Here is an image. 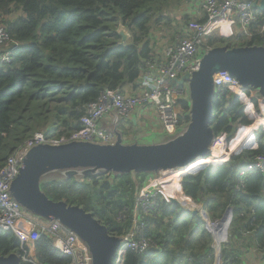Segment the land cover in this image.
<instances>
[{
  "label": "trees",
  "instance_id": "trees-1",
  "mask_svg": "<svg viewBox=\"0 0 264 264\" xmlns=\"http://www.w3.org/2000/svg\"><path fill=\"white\" fill-rule=\"evenodd\" d=\"M187 1L0 0V16H5L4 25L16 44L9 42L8 47H0L3 54L13 46L11 60L0 62V169L36 132L44 131L49 137L70 134L82 127L81 118L87 106L97 101L106 89L124 92L137 84L143 60L153 55L151 44L155 42V33L176 19L177 30L184 37L185 26L195 20L184 13L177 19L174 14ZM257 11L259 19L251 25V36L211 35L207 45L210 48L264 46V32H261L264 11ZM205 20L204 15L198 21ZM121 22L131 35L124 44L117 32ZM181 105L184 110L181 117L189 123L190 105L187 101H181ZM250 123L239 98L215 85L214 139L220 134L231 139L240 125L248 127L240 130L229 144L217 139L207 155L210 157L199 158L188 167L195 170L199 166L197 170H202L196 174L183 171L187 168L175 172L178 177L174 192L179 200L191 208L195 203L201 204L211 221L227 220L229 243L259 216L256 210L245 218L254 200L264 193L259 192L264 189V175L259 170L249 171L244 190H236L240 168L253 156L264 153V128H260L258 149L234 154L250 144L252 131L260 126L255 121ZM202 160L206 162L200 165ZM83 169L86 168H75ZM151 173L155 172L101 170L89 175L90 182L74 175L65 176L62 181L41 179L40 187L54 201L64 200L83 207L106 225L110 235L123 238L132 227L136 197ZM251 182L260 189L251 191ZM183 204L170 203L158 194L155 208L143 215L145 234L154 239L156 246L145 253L127 250L124 264H215L216 241L206 220L199 211L194 213ZM121 213L129 215L125 222L119 220ZM222 243L221 264H239L232 252L227 251L229 243L226 240ZM20 247V240L13 232L0 230V255L19 254ZM34 250L41 264L71 262V256L58 250L48 235L36 241Z\"/></svg>",
  "mask_w": 264,
  "mask_h": 264
},
{
  "label": "built area",
  "instance_id": "built-area-1",
  "mask_svg": "<svg viewBox=\"0 0 264 264\" xmlns=\"http://www.w3.org/2000/svg\"><path fill=\"white\" fill-rule=\"evenodd\" d=\"M202 7L206 16L204 22L190 21L185 26V36L176 44L166 47L161 55H151L143 60L140 93L130 94L121 92L120 89H106L97 101L87 106L81 118L80 129L55 137H49L44 131H38L8 157L5 165L0 169V230L11 231L18 237L21 244L19 256L24 263L41 264L35 256L34 249L36 241L43 235L50 236L58 250L71 256L69 264H92L93 261L88 245L77 233L59 220L36 216L13 196L11 186L20 173V167L27 153L39 144L61 145L73 141L113 143L116 138L115 133L102 126L101 121L114 114L127 119L137 107L146 103H151L155 107L165 133L174 135L184 129L187 123L184 117H181L184 114L181 101L186 93V83L179 85L177 80L186 74H192L198 68L200 60L210 49L207 45L208 37L216 33L222 37L235 35L236 26L241 29L243 35L251 36V25L259 19L254 0H202ZM4 20L5 17L0 16V47L6 48L9 42L16 44L10 38ZM222 21L227 25L228 32H224V26L220 23ZM261 32H264V23L261 26ZM12 49L13 46L0 54V62L11 60ZM214 83L239 98L251 123L255 121L256 115L263 113L264 98L259 97L261 95L258 89L244 86L226 70L215 74ZM247 127L248 125H240L229 143L236 138L240 130ZM260 128H264V125L252 131L253 137L250 144L238 153H234L235 155H240L244 150L258 149L257 132ZM217 139H222L229 144L225 134H221ZM251 170H259L264 175V153L253 156L245 166L240 168L237 191L244 190L245 177ZM158 194L154 187H145L139 191L132 210V227L122 238L113 264H124L127 250L145 253L156 246L154 239L145 234L143 215H147L155 208ZM195 206H201L199 209H204L202 205L195 203ZM128 218L129 215L126 213H121L119 216L121 222H125Z\"/></svg>",
  "mask_w": 264,
  "mask_h": 264
},
{
  "label": "water",
  "instance_id": "water-1",
  "mask_svg": "<svg viewBox=\"0 0 264 264\" xmlns=\"http://www.w3.org/2000/svg\"><path fill=\"white\" fill-rule=\"evenodd\" d=\"M254 7L264 11V0H254ZM117 32L122 37V44L131 37L122 22ZM223 70L244 86L258 89L264 97L263 45L210 48L192 74L177 80L179 85L186 82L191 85L190 121L180 137L150 145H125L120 136L116 142L108 144L73 141L61 145H36L25 156L20 173L12 183L13 196L30 212L49 220H59L77 233L89 247L92 264H113L122 238L110 235L106 225L83 207L49 198L41 190L42 177L54 171L74 176L79 174L75 170L78 167L121 173L159 172L210 157L207 155L215 142L212 126L214 76ZM166 196L170 203L183 204L171 188L166 190ZM198 211L209 221L204 209H194V213ZM0 264L25 263L19 254H11L0 255Z\"/></svg>",
  "mask_w": 264,
  "mask_h": 264
},
{
  "label": "crops",
  "instance_id": "crops-1",
  "mask_svg": "<svg viewBox=\"0 0 264 264\" xmlns=\"http://www.w3.org/2000/svg\"><path fill=\"white\" fill-rule=\"evenodd\" d=\"M183 9V10H182ZM180 13H184L190 19L199 20L204 17V11L202 7V0H188L184 3L179 10ZM235 34L240 35L241 29L235 27ZM164 40L156 35L155 42L151 44L154 47L153 55H161L164 49L168 46L174 45L176 42L167 43L163 45ZM166 43V42H165ZM155 53V54H154ZM141 79H138V83L129 86L125 89L126 93L137 94L140 93ZM106 124L102 126L112 130L115 135L120 136L122 139H127V144H140L136 139L142 137L141 131L146 130L149 133V137L156 134L157 130H163L161 126L155 107L151 103H146L143 106L137 107L132 113L131 117L125 119L117 114L110 116ZM141 145V144H140ZM264 188V187H262ZM260 189L253 182L250 183V190ZM245 192V191H244ZM259 192H264V189H260ZM247 195V192H245ZM203 207V206H202ZM204 208V207H203ZM256 210L259 216L253 218V222L250 228L240 231V236H235L232 241L228 242L229 223L225 219L217 221H207V228L212 232L216 241L217 258L215 264H221L222 262V245L223 240L227 242V251L232 252V255L239 260V264H264V193L263 196L254 200L250 210H248L245 218H248L251 214H255Z\"/></svg>",
  "mask_w": 264,
  "mask_h": 264
},
{
  "label": "rangeland",
  "instance_id": "rangeland-1",
  "mask_svg": "<svg viewBox=\"0 0 264 264\" xmlns=\"http://www.w3.org/2000/svg\"><path fill=\"white\" fill-rule=\"evenodd\" d=\"M183 10V9H182ZM174 14L175 16L177 17V19L179 17L180 12L179 11H175L174 10ZM5 17V16H3ZM181 21L183 22L184 20L181 19ZM177 23L178 21L175 19L173 23L170 24V26H165L163 27L159 32H156L155 35L159 36V38H161L162 40H164V44L163 45H166L167 43H173V42H177L179 39H181L182 35L179 33V31L177 30L178 29V26H177ZM223 26H224V32H228V28H227V25L225 24V22H220ZM217 32V31H216ZM220 32V31H219ZM218 32V33H219ZM235 32V30H234ZM236 33V32H235ZM215 35H218L217 33ZM236 35V34H235ZM235 35H231V36H223L224 38H229V37H234ZM220 36V35H218ZM222 37V36H220ZM185 87H186V93L184 95V98H183V101H187L189 103V105H191V85H190V82H186L185 84ZM261 95V94H260ZM261 98H264L262 95L259 96ZM260 112V111H259ZM263 112H264V104H263ZM108 121L107 120H102L100 124H106ZM189 123L186 124V126L184 127V129L178 131L176 134L174 135H171V134H168V133H165L163 132L162 130H157L156 131V134L153 135V136H150L149 137V133L146 131V130H143L141 131V136L140 138L136 139L135 142L137 141L138 143H140L141 145H150V144H163V143H167L169 142L170 140L174 139V138H177L178 136L180 137V135H182L187 127H188ZM112 130V128H111ZM221 136V134L218 136V138ZM117 136L116 138L114 139L113 142H116L117 141ZM229 140H227V143H229ZM216 141V139H215ZM122 143L123 144H127V139L123 138L122 139ZM210 155H211V152H210ZM233 155V154H232ZM206 162V160H202L200 162V165H203V163ZM199 168V166H196L195 167V170H197ZM206 168V167H205ZM177 169V168H176ZM173 170V169H172ZM194 170V167L192 166V168H187L183 171L187 172V173H190V174H196L197 172H199L200 170H197L195 171ZM194 171V172H193ZM193 172V173H192ZM92 173H101V170H96V169H83V170H80L79 171V175L77 178H85L83 179L84 181H87V182H90V177L89 175L92 174ZM183 173V172H182ZM181 173V174H182ZM180 174V175H181ZM189 174V175H190ZM179 175V176H180ZM66 174L64 171H54V172H51L45 176L42 177V181H62L64 178H65ZM165 177V171H159V172H155V173H151V175H149L146 179V181L143 183L142 185V188H145V187H149V188H152L150 187V185H152L154 182H157V181H160V183L162 184H158L156 186H153L155 191L162 194L163 197L165 199L168 200L167 196H166V190L168 189V187L166 186V184H163V181H164V178ZM162 179V180H161ZM183 179V178H182ZM182 179H181V182H182ZM197 204V203H196ZM197 205H201V204H197ZM183 206L187 209H196V208H199L201 206H195L194 208H191L190 206H186L183 204Z\"/></svg>",
  "mask_w": 264,
  "mask_h": 264
},
{
  "label": "bare ground",
  "instance_id": "bare-ground-1",
  "mask_svg": "<svg viewBox=\"0 0 264 264\" xmlns=\"http://www.w3.org/2000/svg\"><path fill=\"white\" fill-rule=\"evenodd\" d=\"M255 122L257 124H259V125H264V116H262V115H256ZM212 147H213V145L211 146V151H212ZM188 167H190V165L181 166V167H179L177 169H173V170L172 169H169V170L165 171V177L163 178L164 179L163 184H166V186L168 188H171V189L174 190V181L178 177V176L175 175V172L177 170H181V169L188 168ZM158 183H160V181L154 182L152 185H150V187H152V186H154V185H156Z\"/></svg>",
  "mask_w": 264,
  "mask_h": 264
}]
</instances>
